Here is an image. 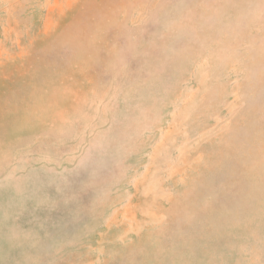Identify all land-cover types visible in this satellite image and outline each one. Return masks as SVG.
<instances>
[{
	"label": "rangeland",
	"instance_id": "rangeland-1",
	"mask_svg": "<svg viewBox=\"0 0 264 264\" xmlns=\"http://www.w3.org/2000/svg\"><path fill=\"white\" fill-rule=\"evenodd\" d=\"M0 264H264V0H0Z\"/></svg>",
	"mask_w": 264,
	"mask_h": 264
}]
</instances>
